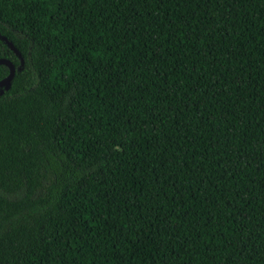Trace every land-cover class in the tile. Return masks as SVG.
Here are the masks:
<instances>
[{
    "label": "trees",
    "instance_id": "obj_1",
    "mask_svg": "<svg viewBox=\"0 0 264 264\" xmlns=\"http://www.w3.org/2000/svg\"><path fill=\"white\" fill-rule=\"evenodd\" d=\"M0 57V264H264V0H0Z\"/></svg>",
    "mask_w": 264,
    "mask_h": 264
},
{
    "label": "water",
    "instance_id": "obj_2",
    "mask_svg": "<svg viewBox=\"0 0 264 264\" xmlns=\"http://www.w3.org/2000/svg\"><path fill=\"white\" fill-rule=\"evenodd\" d=\"M2 38L7 42V44L16 52L20 55L18 52L17 48L13 45L11 41H9L6 37L2 36ZM20 60L22 62V57L20 56ZM0 63H3L7 65L8 67V72L7 74L0 79V93H2L5 89H7L10 86L11 79L14 75L15 72V66L13 62L10 59H7L5 57H0Z\"/></svg>",
    "mask_w": 264,
    "mask_h": 264
}]
</instances>
